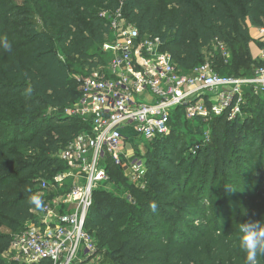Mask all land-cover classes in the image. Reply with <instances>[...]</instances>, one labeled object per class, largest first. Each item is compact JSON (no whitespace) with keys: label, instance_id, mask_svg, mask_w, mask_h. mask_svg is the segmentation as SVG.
Here are the masks:
<instances>
[{"label":"trees","instance_id":"16d2710c","mask_svg":"<svg viewBox=\"0 0 264 264\" xmlns=\"http://www.w3.org/2000/svg\"><path fill=\"white\" fill-rule=\"evenodd\" d=\"M108 1L107 10L122 8L141 34L159 38L163 52L184 73L203 64L204 50L216 42L234 54L232 75L241 76L239 68L249 67L243 75L248 76L257 67L248 26H264V0H172L171 7L155 0H39L44 28L51 33L37 31V23L21 22L4 1L0 37H7L12 50L0 48V264H7L1 256L12 236L22 232L33 219L32 211L43 205L39 178L62 171L65 166L56 155L87 130L80 118L64 114L79 99L78 85L76 79L61 81L53 74L58 67L54 47L67 61L95 68L99 57L91 50L102 47L109 32L99 7ZM212 63L220 74L231 66L218 55ZM53 110L59 115H52ZM210 124L217 130L199 153L203 161L198 156L185 171L175 162L178 153L166 152L174 148L173 134L153 141L166 150L157 171L164 167L167 176L156 177L155 183L169 188L162 200L144 199L137 212L132 210L121 222L122 213L113 210L120 200L101 187L95 189L86 229L104 248L102 264H246L239 225L264 223V108L255 123L219 117ZM107 174L110 182L122 180L112 163ZM176 193L184 198L182 204L172 202ZM32 196L39 198V206ZM122 208H127L125 203Z\"/></svg>","mask_w":264,"mask_h":264},{"label":"built area","instance_id":"2783aa9c","mask_svg":"<svg viewBox=\"0 0 264 264\" xmlns=\"http://www.w3.org/2000/svg\"><path fill=\"white\" fill-rule=\"evenodd\" d=\"M101 16L109 28L102 47L105 62L77 79L79 99L70 110L87 130L56 155L65 168L50 179L39 178L43 205L12 236L3 255L12 264H75L81 253L96 252V239L86 229L94 191L110 182L106 159L114 160L136 136L147 142L166 138L178 120L204 126L219 117L232 122L248 99L264 97V26L257 28L262 47L254 59L261 65L250 75H223L215 69V55L225 65L230 61L223 42L204 50L205 62L184 73L163 52L160 39L141 34L122 8ZM139 162L130 164L136 180L145 175Z\"/></svg>","mask_w":264,"mask_h":264},{"label":"rangeland","instance_id":"374dc122","mask_svg":"<svg viewBox=\"0 0 264 264\" xmlns=\"http://www.w3.org/2000/svg\"><path fill=\"white\" fill-rule=\"evenodd\" d=\"M4 1H9L10 5L13 9L19 13L20 17L19 20L23 23H30L34 22L37 23V31L41 32H47L51 33L52 29H45L43 25L42 15H40V11L44 10V5L39 2V0H0V13H2V4ZM110 1L107 3H104L103 5H100L99 10H101V13L105 10H107V5ZM156 3L161 4L163 6L171 7L172 6V0H155ZM0 14V20L1 18ZM1 24V21H0ZM249 26H251L249 24ZM250 48L251 46L254 48V45H258L261 49V45L258 44V40L254 41L256 37L253 36V29L250 28ZM258 27H256L255 31ZM258 35V34H257ZM254 37V38H253ZM54 45H56V41L53 39ZM255 44H254V43ZM103 47V44H102ZM101 46H96L94 49L91 50L92 54H97L99 58H97L95 61L99 62V65L103 64L105 62L104 54L102 52ZM57 54L56 65L58 67L54 70V75L61 78L62 80L66 79H81L83 77H86L88 75V67H84L81 63L78 62H69L66 60L64 55L61 53V51L54 47ZM230 61L231 63L230 69L227 68L226 71H224L223 75H232L230 73V70L232 66H234L235 63V57L234 54L230 53ZM255 61V60H253ZM261 62H259V59L255 61V66H260ZM236 68L238 67L237 64H235ZM249 66V65H247ZM233 69V68H232ZM249 71V67L242 69L239 68L238 73L243 76L247 74ZM64 77V78H63ZM56 78V77H55ZM259 100H254L252 102L249 101L243 106L241 110V115L236 119L235 121L240 122H246V124H251L256 122V116L260 112L262 108H264V97H259ZM78 102V100H77ZM76 102V103H77ZM73 109V106H69L64 114L67 116L73 117L72 112L70 111ZM52 115L58 116V112L53 110L50 112ZM76 117V116H75ZM227 119V118H226ZM228 120V119H227ZM230 122V121H229ZM234 122V121H232ZM211 124L204 126L199 123L195 122H189L184 121L181 122L180 120L176 121L172 124V143H174V148L172 150L166 151L165 149H160L157 144H154V142H147L143 136H136L134 138L133 143H127V145L122 149L120 153L117 154V156L114 158H108L105 161V168L108 171L109 165L112 163L115 166H117L120 171L122 172V180L119 182H109L107 185H102L101 189H103L105 192L110 193L113 195L112 197L119 199L120 205L116 208H112L113 210H118L119 213H122L121 216V222L128 216L131 215L132 210L137 212L139 209V206L143 204L144 199L146 198H153L157 201H160L163 199V195H167L166 193L169 191V188L165 185L160 183V185H155L156 183V177H164L167 176V171L164 167H160V171H157V168L160 166V158L163 155L164 151L167 153H171V151H176L177 157H176V164L181 165V170L185 171L187 167H189L195 158L198 156H201V159L203 161V155L199 154L200 151H203L206 145L210 142L213 133L217 130V125L212 127ZM224 126H222V129L224 130ZM208 137V140H206ZM138 160L142 163L143 169L145 171V175L142 179L136 180V178H133V174H131L130 170V164L134 161ZM139 162V163H140ZM118 163V164H117ZM149 167H151L152 173L149 172ZM200 169L195 173V179L199 176ZM196 180H194L188 188L193 186L195 184ZM189 184V181L187 182V185ZM221 184V183H220ZM142 192V193H141ZM178 202L183 203L184 198L180 193H176L172 202ZM122 202V203H121ZM127 206V208L123 209L122 206ZM104 249V248H102ZM102 249L99 247L97 243V249L96 252L91 256H84L82 253L80 254L79 258L76 260L75 264H102L104 262V256L100 253ZM7 264H12L9 260L7 261Z\"/></svg>","mask_w":264,"mask_h":264},{"label":"clouds","instance_id":"9594fccd","mask_svg":"<svg viewBox=\"0 0 264 264\" xmlns=\"http://www.w3.org/2000/svg\"><path fill=\"white\" fill-rule=\"evenodd\" d=\"M0 48L8 52L12 50L7 37H0ZM31 201L37 206L40 204L36 196H32ZM151 207L155 210L156 205L153 204ZM239 232L241 233L239 248L246 253V264H261V258H264V223L259 221L241 223Z\"/></svg>","mask_w":264,"mask_h":264},{"label":"crops","instance_id":"0c3cea01","mask_svg":"<svg viewBox=\"0 0 264 264\" xmlns=\"http://www.w3.org/2000/svg\"><path fill=\"white\" fill-rule=\"evenodd\" d=\"M250 28L253 29L252 33H253V36L256 37L254 41L258 40V37H259V34H258V31H255L256 27L255 26H249ZM249 32H250V29H249ZM258 34V35H257ZM253 37V38H254ZM254 43V42H253ZM255 44V43H254ZM250 47V45H249ZM250 52H251V55H252V58L253 60L256 58V56H258V53H259V46L258 45H254V48L251 46L250 48ZM4 255V254H3ZM3 255L1 256L2 259L7 262V260L3 257Z\"/></svg>","mask_w":264,"mask_h":264}]
</instances>
